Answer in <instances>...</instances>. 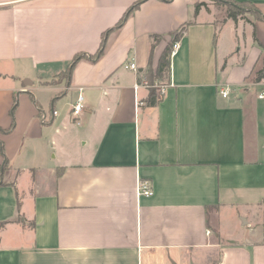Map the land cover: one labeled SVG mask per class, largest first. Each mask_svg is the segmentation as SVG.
I'll return each instance as SVG.
<instances>
[{
  "label": "crops",
  "instance_id": "obj_1",
  "mask_svg": "<svg viewBox=\"0 0 264 264\" xmlns=\"http://www.w3.org/2000/svg\"><path fill=\"white\" fill-rule=\"evenodd\" d=\"M137 1L0 0V264H264V19Z\"/></svg>",
  "mask_w": 264,
  "mask_h": 264
},
{
  "label": "trees",
  "instance_id": "obj_2",
  "mask_svg": "<svg viewBox=\"0 0 264 264\" xmlns=\"http://www.w3.org/2000/svg\"><path fill=\"white\" fill-rule=\"evenodd\" d=\"M142 1L143 0H138L137 2L132 4L127 9L125 15L123 16V18L121 19V21L119 22L118 25L122 24V22H123L124 18L126 17V15L129 14L130 12H132L135 8H137ZM217 1H219L220 3H223L225 5L226 16H227V18H230L232 20H237V18L242 15L243 10L247 9V8H250V9L253 10V13H254L253 15L257 19H264V15H262L261 12L251 2H238V1H235V0H217ZM202 5H203V3H201V2L199 3V2L195 1V3H194L195 13H197L199 11V9L202 7ZM183 29L185 30V25H182L179 29H177L175 32H173L171 34V43H170V45L168 44L163 49V51L161 53V56L159 58L158 64L156 66L155 75H154L156 78L164 79L166 73L169 71L171 45H172L173 41L177 40L180 37V31L183 30ZM104 36L105 35H103L102 42H101V44L99 46L98 51L96 52V54H94V56H92V59L97 58L103 52ZM153 38H154V36H153ZM156 38L157 37H155L154 39L156 40ZM82 57H84V55H79V54L75 55V57L73 58V60L70 63V65L66 68V70H64L63 72H61L58 75V76H61V80L69 78V76L71 74V70H72L74 64ZM147 72L149 73L147 77L151 78L152 77L151 59H149V62H148ZM263 74H264V69H263V71L259 72L258 78H260ZM59 78H58V80H59ZM8 168H9L8 162H7V160H4L3 165H2L0 170L3 173H5V170H9Z\"/></svg>",
  "mask_w": 264,
  "mask_h": 264
},
{
  "label": "built area",
  "instance_id": "obj_3",
  "mask_svg": "<svg viewBox=\"0 0 264 264\" xmlns=\"http://www.w3.org/2000/svg\"><path fill=\"white\" fill-rule=\"evenodd\" d=\"M185 33V30H181L180 31V35H183ZM180 42L179 40H175L173 41L172 45H171V54H173L179 47ZM126 68L129 69H136V65L134 62L125 64ZM263 84L264 81L262 80ZM159 88V93H161L163 87H158ZM221 94L222 96H226L228 94L227 89H221ZM257 96L259 98H263L264 97V88L259 91L257 93ZM72 114L74 115V118H76V124H80V117H81V113L84 109V98L82 96L81 93L78 94V96L76 97L75 101L72 103ZM53 114H56V111H53ZM43 121H46V117H43ZM136 193L137 196H151L153 194V189L151 187V184L148 180H142V179H137V184H136ZM207 233L209 234L210 231L207 230Z\"/></svg>",
  "mask_w": 264,
  "mask_h": 264
},
{
  "label": "rangeland",
  "instance_id": "obj_4",
  "mask_svg": "<svg viewBox=\"0 0 264 264\" xmlns=\"http://www.w3.org/2000/svg\"><path fill=\"white\" fill-rule=\"evenodd\" d=\"M196 2H201L203 3L202 7H207V6H211V7H219V8H222L225 10V5L223 3H220L219 1L217 0H195ZM253 10L250 9V8H247V9H244L243 10V13L242 15L245 16L246 18L247 17H253ZM60 77V78H59ZM59 80H61V76H58ZM64 101H69V98L67 97L66 99H64ZM69 103L66 105L68 106ZM8 173V170H5V173L3 174H7ZM3 176V175H2Z\"/></svg>",
  "mask_w": 264,
  "mask_h": 264
}]
</instances>
